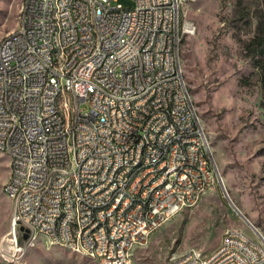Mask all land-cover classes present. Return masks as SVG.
<instances>
[{"label": "built area", "instance_id": "built-area-1", "mask_svg": "<svg viewBox=\"0 0 264 264\" xmlns=\"http://www.w3.org/2000/svg\"><path fill=\"white\" fill-rule=\"evenodd\" d=\"M20 8L23 19L15 35L0 43V53H19V62H0V144L13 172L4 186L14 191L13 249L21 257L39 239L51 246L53 235H61V243H76L85 257L105 264V256H117L116 264H131L139 241H149L183 212L184 201L195 206L196 187L207 193L220 183L214 159L211 167L199 166L211 146L195 118L193 99L184 93L181 51L195 27L181 11V0H132L130 7L118 0H23ZM51 11H58L60 25L50 23ZM80 12H88L89 24L80 22ZM80 28H87V36H80ZM54 41H61L60 65L43 73ZM124 41L140 44L145 55L128 54ZM98 64L106 65L103 82L92 80ZM45 80H52V87H45ZM160 81H169V88L160 89ZM77 82L90 85L86 100L73 94ZM129 84H137L138 92L131 113H123ZM27 89H36L32 104L24 103ZM140 91H148L145 105H137ZM96 102H104V111H96ZM47 122H54V129H47ZM26 124H33L35 138L25 139ZM94 124L106 125V132L92 135ZM135 124H142V134L130 137ZM156 127L164 128L160 152L148 150L143 171L129 173L137 146H148ZM43 135H54V147H42ZM117 139H125L126 147L111 152ZM171 146H178V157H171ZM119 153H126V160H119ZM16 155H23V162H16ZM111 159H118V166H111ZM161 163H168L167 176L148 175L140 194H133L128 178ZM205 171L216 173L214 187L202 181ZM24 178H32V185H24ZM102 178L116 182V189L125 187V197L109 196L108 187L97 186ZM65 179H73L70 195H63ZM89 182H96V190H89ZM130 199H137V207L125 211ZM112 204H119V213L108 216ZM61 215H69V222H61ZM116 223H124V230H116ZM248 224L256 239L231 229L210 253L193 249L168 264H264V236ZM67 229L76 230V240L67 238Z\"/></svg>", "mask_w": 264, "mask_h": 264}, {"label": "rangeland", "instance_id": "rangeland-1", "mask_svg": "<svg viewBox=\"0 0 264 264\" xmlns=\"http://www.w3.org/2000/svg\"><path fill=\"white\" fill-rule=\"evenodd\" d=\"M22 1L0 0V40L16 29ZM184 11L195 27L182 45L185 78L220 183L138 245L131 264H168L191 249L208 254L231 229L256 239L249 222L264 236V0H191ZM9 177L10 158L0 151V264H102L44 239L20 257L9 236Z\"/></svg>", "mask_w": 264, "mask_h": 264}, {"label": "bare ground", "instance_id": "bare-ground-1", "mask_svg": "<svg viewBox=\"0 0 264 264\" xmlns=\"http://www.w3.org/2000/svg\"><path fill=\"white\" fill-rule=\"evenodd\" d=\"M191 0H181V11H184L186 3ZM19 19H23V8L20 9ZM80 22L82 24H89L88 12H80ZM50 23L52 25L61 24V16L58 15V11H51ZM15 35V30L6 35L3 39ZM80 36H87V28H80ZM124 49L127 50L130 55H145V48L132 41H124ZM60 50L61 41H54L50 45L48 53L49 63L43 65V73H52L54 71V65H60ZM0 62L4 65H11L12 62H19V53H0ZM106 72L105 64H98L92 68V80L95 82H103V73ZM45 87H52V80H45ZM169 88V81H160V89ZM129 91L124 93V99L122 100L123 113H131V105L136 100V92H138L137 84H129ZM184 93L189 99H193L187 85H184ZM73 94H79V100H86L87 96L91 94V87L86 82H77L73 84ZM36 97V89H27L24 94V103L32 104V101ZM148 98V91H140V95L137 97V105H145V99ZM0 104H2V96H0ZM193 106L197 109L193 100ZM96 111H104V102H96ZM195 118H199L198 110L195 111ZM201 121V120H200ZM3 128V121H0V130ZM47 129H54V122H47ZM102 132H106V125L94 124L92 126V135H100ZM142 134V124H135L130 129V137H139ZM164 136V128L156 127L151 136H149L148 146H137V152H134V160L128 164V172L136 173L143 171L144 153L160 152L161 137ZM35 138V130H33V124H26L25 139ZM42 147L52 148L54 147V135H43ZM126 147L125 139H117L111 142L110 151L120 152ZM0 151L4 152V144H0ZM171 157H178V146L170 147ZM119 160H126V153H119ZM16 162H23V155H16ZM212 158L210 148H205V153L199 159V166L211 167ZM111 166H118V159H111ZM214 169L215 165H214ZM168 163H161L160 166L147 167V174H137L134 178H128V185L133 186V194H140V187L144 182L148 181V175L153 177L167 176ZM10 179H13V172H10V177L4 186H9ZM202 181L207 182V187H214L216 182V173L212 171H205L202 173ZM24 185H32V178H24ZM218 184H216L217 186ZM97 186L108 187L109 196L114 198L125 197V187H118L116 189V182H111L109 178L97 179ZM73 190V179H65L63 183V195H70ZM89 190H96V182H89ZM4 192L14 201V191L4 187ZM206 194L203 187H196L195 190V206L201 200L202 196ZM137 207V199L127 200L125 203V211H133ZM192 208L191 201H184L183 210ZM119 213V204H112L108 207V216H115ZM61 222H69V215H61ZM116 230H124V223H116ZM10 236V235H9ZM67 238L69 240H76V230L67 229ZM12 242V240H11ZM147 241H139L138 245H143ZM61 235H53L51 246H62L69 250L82 253V247H78L76 243L64 242L61 243ZM13 246V242H12ZM193 249L184 252L183 254L192 253ZM93 258L94 257H89ZM100 260L102 263V259ZM117 256H105V264H116Z\"/></svg>", "mask_w": 264, "mask_h": 264}, {"label": "water", "instance_id": "water-1", "mask_svg": "<svg viewBox=\"0 0 264 264\" xmlns=\"http://www.w3.org/2000/svg\"><path fill=\"white\" fill-rule=\"evenodd\" d=\"M21 231H25V233H24V235H23V238H24V240H27L28 237H29L28 231L25 230L23 227L21 228Z\"/></svg>", "mask_w": 264, "mask_h": 264}, {"label": "trees", "instance_id": "trees-1", "mask_svg": "<svg viewBox=\"0 0 264 264\" xmlns=\"http://www.w3.org/2000/svg\"><path fill=\"white\" fill-rule=\"evenodd\" d=\"M24 241H23V238L20 239L19 243L22 244Z\"/></svg>", "mask_w": 264, "mask_h": 264}, {"label": "crops", "instance_id": "crops-1", "mask_svg": "<svg viewBox=\"0 0 264 264\" xmlns=\"http://www.w3.org/2000/svg\"><path fill=\"white\" fill-rule=\"evenodd\" d=\"M58 247H61V246H58ZM138 247H140V246H138ZM98 262V261H97ZM101 262V261H100ZM99 263V262H98Z\"/></svg>", "mask_w": 264, "mask_h": 264}]
</instances>
